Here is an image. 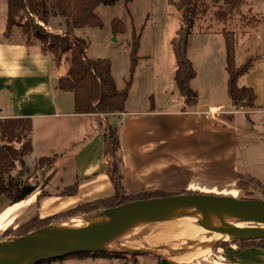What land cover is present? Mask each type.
Instances as JSON below:
<instances>
[{"label":"crops","instance_id":"1","mask_svg":"<svg viewBox=\"0 0 264 264\" xmlns=\"http://www.w3.org/2000/svg\"><path fill=\"white\" fill-rule=\"evenodd\" d=\"M0 1V120H30L32 151L29 155L36 156L37 162L42 158L53 159L50 166L37 169L43 180L38 191L25 201L5 204L0 209V231L11 228L16 221L15 214L33 202L41 201V209H45L55 204L63 206L64 202L83 204L107 199L116 190L128 194L168 191L166 188L179 179L184 180L186 189L205 192L199 184L213 185L206 183L212 176H218L217 181L223 185H234L239 176L254 177L252 167L238 161V130L234 122L238 116L245 115L253 126H264V24L249 26L244 34L236 37V66L254 60L250 71L238 79L239 87L254 91L253 108L236 109L229 100L222 31L218 39L207 37L198 48L188 46L187 56L196 71L191 82V89L198 94L195 105L185 104L175 82L172 87L174 74L169 71L173 60L177 67L174 51H167L157 64L154 49L142 52L140 44L139 62L125 112L112 116L85 115L75 113L71 93L57 89L58 80L68 72L61 70L63 63L58 64L38 43L25 39L19 28L14 27L7 33V1ZM165 60L166 66L170 65L168 70H165ZM159 78L162 82L157 88ZM171 90L176 107L164 109L162 106L172 101L162 96ZM133 91L139 96L133 98ZM158 91H161L159 98ZM154 102L157 105H152ZM111 119L116 121L112 124L117 125L120 138L116 156L119 178L109 171L112 159L104 152L103 137L106 123H111ZM180 174L197 176L195 180L199 183ZM75 186L74 195L63 194ZM39 216L42 218L43 213ZM47 216L50 215L45 213L44 217ZM231 253L234 256L227 264H264V250L260 248H233ZM103 263L109 264L103 258L68 257L50 264ZM147 264L178 263L156 259Z\"/></svg>","mask_w":264,"mask_h":264},{"label":"rangeland","instance_id":"2","mask_svg":"<svg viewBox=\"0 0 264 264\" xmlns=\"http://www.w3.org/2000/svg\"><path fill=\"white\" fill-rule=\"evenodd\" d=\"M49 1L52 2L55 0ZM187 1H189V4H186ZM49 4L51 5V3ZM190 10L192 11V17L194 20V24L190 29L189 34V45H191L192 48H198L201 41L207 37L215 40L216 38L218 39L219 36L222 35V31L231 33L236 40V37L244 34L249 26H253L258 23H260V25L264 24V18L260 17L264 15V0H185V2L183 0H120L114 6H97L95 9V15L102 23L101 28L85 27L75 29L71 34V39L76 37L86 41V56L88 59H106L110 61L113 74L116 79L117 88L119 90H123L129 77L130 52L133 33L135 37L137 35L140 37V44L143 47L142 52L144 50V52L147 53V50L154 49L156 56L155 62L158 64L159 59L165 57L167 51L171 53L173 52L172 41L182 27H184L183 16L190 12ZM22 16L23 17L21 19H17V26L15 27L22 31L25 39L38 43L42 46V48H45L44 45L34 36V33H23V28L27 27V23H32L33 26L38 25L41 28L43 27L42 29L46 34L51 33L55 35H64L67 33L65 18L61 14H57V11L52 12L47 26L36 21L37 19L33 22V20L25 14ZM114 20H118L124 25L123 32L117 35H114L112 32V22ZM223 37L221 36V38ZM142 52L141 56L143 55ZM138 56L140 57L139 52ZM69 58L70 53L59 56L58 62L63 63L60 66L62 71L69 70ZM55 61L57 62V59H55ZM164 64L166 66V60ZM172 64L173 65L171 66V70L169 72L170 74L175 75V60H173ZM169 66H166L165 70H168ZM66 75L67 72L65 76ZM160 82H162L161 78L156 80V83L158 84L157 88L160 87ZM171 83L172 87L175 86L174 81L171 80ZM163 89H165V86H163ZM159 92L161 91L157 92L158 98L160 97ZM172 93L173 90L169 91L168 95L162 96L164 100L172 101V103L164 104L162 108L166 109L169 107L170 109H173L176 107L174 98L172 99L171 97ZM136 95L138 94L133 91V98L136 97ZM204 98L205 96L202 94V101ZM157 103L158 102H154L152 105H157ZM132 108L133 107H130V109ZM97 120L100 119L97 118ZM109 122L116 124V121L112 119ZM229 123L232 124L233 122ZM234 124L238 130V161L240 164H247L252 167L254 177L250 175L239 176L234 185H223L219 183L220 181H217L218 176H212L206 183H212L213 185L199 184L200 187L207 190L205 192L196 189L188 190L186 189L187 186L184 183V180L179 179L177 182H173L172 185H169L166 188L168 191L152 190L151 192L160 191L167 194H180L188 192L214 194L222 193L223 195L234 196L237 198L240 197L243 199L247 198L264 201V126H253L249 117L245 115L238 116ZM25 145L26 141H23L22 143L15 144L14 147L18 151L24 152L25 154ZM37 160L38 159L36 156H33V154L27 156L25 155L20 161L16 162L15 168L11 172L12 178L20 181L29 189H32V194L27 196L23 201L28 199L42 187L43 180L41 179L40 174H37V169H40L41 166L37 165ZM115 161L116 163L118 162L117 158ZM180 175V177L186 176L188 180L191 179L194 180L195 183H199L195 180L197 176ZM115 177L119 178L118 175ZM231 190L237 191L231 192ZM118 192L120 200H123L129 195L128 193L121 192L120 190H118ZM13 203H15V201L5 197L0 200V209L4 207L5 204L12 205ZM120 203L122 202L117 201V206H120ZM41 205V201L33 202L30 206L19 210L15 214L16 221L11 228L6 231H0V239L3 238L8 241L17 239L18 237H16V235L21 233L20 228L32 220L40 221L46 218H52L82 204L79 202H64L63 206L55 204L50 205L45 209H41ZM55 211L59 212L54 213ZM101 212L102 211L82 216L89 217ZM42 213L43 217L40 218L39 214ZM45 213L50 216L44 217ZM62 221L65 220H53L47 227L53 228L55 224ZM234 242L235 240L231 242H217L208 250V253L202 255L204 257L195 258L191 261H188L189 259L185 258V262L183 263L216 264V262H219L227 264L229 259L234 256L231 253L233 248H239L234 245ZM121 244L124 247V244ZM159 246L165 251V253H167L166 255H157L150 252L132 253L129 251H109L110 253L115 254V259L103 258V262H108L109 264H111L110 262H113L112 264H147L150 260L163 259L179 264L182 262H177L173 258L177 256H184L190 252L186 249L179 251L175 247H164L165 245L163 244ZM167 256H169V258Z\"/></svg>","mask_w":264,"mask_h":264},{"label":"trees","instance_id":"3","mask_svg":"<svg viewBox=\"0 0 264 264\" xmlns=\"http://www.w3.org/2000/svg\"><path fill=\"white\" fill-rule=\"evenodd\" d=\"M6 1L8 7L7 33L17 26L16 21L17 19H21L23 14L30 17L33 22L37 19L36 21L46 26L49 23L53 11H57V14L59 13L65 18L67 33L64 35L46 34L42 29L43 27L41 28L38 25L33 26L32 23H27V27L23 28V33H34V36L44 45V51L50 53L57 59L58 64L60 63L58 62L60 55L70 53L69 70L66 76L58 80L57 89L73 95L74 111L76 114L112 116L120 115L125 112L129 89L139 62L138 51L140 48V37L138 35L135 37L133 33L129 77L123 90H119L116 86L110 61L106 59H88L86 56V41L76 37L71 39V34L75 29L85 27L101 28L102 23L95 15L97 6H114L120 0H55L52 2L49 0ZM183 1L185 2V0ZM49 3H51V5ZM186 4H189V1H187ZM192 16L191 10L183 16L184 27H182L172 41L177 64L174 82L185 104L189 106L195 105L198 100V94L191 89V82L196 77V71L187 56L190 29L194 24ZM123 30L124 25L122 22L118 20L112 22V32L114 35L122 33ZM222 33L226 44V69L229 76L227 93L229 100L236 109L241 107L253 108L256 101L254 91L248 87H239L238 79L250 71L253 67L254 60L249 59L243 65L237 67L235 61L236 40L231 33L224 31ZM31 131L32 124L28 119L0 120V198L6 197L17 202L22 199L25 194H32V189L24 186L20 181L11 176L16 162L20 161L25 155H29L32 151L30 143ZM103 138L104 152L106 156L112 159L108 164L109 171L112 176H116L118 175V169L115 159L120 149V138L117 125L107 122ZM23 141H26L25 154L14 147L15 144L22 143ZM37 163L38 166L44 168L50 166L53 163V159L42 158ZM76 191L77 187L75 186L67 189L63 194L74 195ZM118 193V190H116V194L113 197L84 203L52 218H46L40 221L32 220L20 228L21 233L16 235V237H23L32 232L44 229L50 225L53 220H67L76 216L89 215L112 209L118 205L116 204L117 201H121L122 203L119 205H123L135 201L164 198L174 195H186L197 192L167 194L160 191H149L129 194L123 200H120ZM238 198L241 200H253ZM234 245L241 249L254 247L264 250V240L235 241ZM68 257L115 259V254L110 252L78 253ZM54 261L56 260L46 261L41 264H50Z\"/></svg>","mask_w":264,"mask_h":264},{"label":"water","instance_id":"4","mask_svg":"<svg viewBox=\"0 0 264 264\" xmlns=\"http://www.w3.org/2000/svg\"><path fill=\"white\" fill-rule=\"evenodd\" d=\"M27 196L29 194L12 205ZM186 210L207 212L228 229L219 232L232 235L235 241L264 240L263 200H241L222 193L197 192L126 203L102 211L126 212V215L93 220L77 228L54 230L46 227L22 238L0 239V264H41L78 253L108 252L106 246L132 228L145 223L170 222ZM234 217L257 224L260 232L251 234L242 230L233 223Z\"/></svg>","mask_w":264,"mask_h":264},{"label":"bare ground","instance_id":"5","mask_svg":"<svg viewBox=\"0 0 264 264\" xmlns=\"http://www.w3.org/2000/svg\"><path fill=\"white\" fill-rule=\"evenodd\" d=\"M126 214V212L105 211L89 217L79 216L57 223L53 226V229L77 228L93 220ZM232 221L248 233L258 234L260 232V227L253 222H246L239 217L232 218ZM209 226L214 228V230L212 231ZM219 230L225 231L228 229L207 212L203 210H186L180 213L178 218L170 222L140 224L114 239L106 246V250L108 252H150L157 255H166L167 253L159 246L163 244L165 245L164 247H175L179 251L182 249L190 251L184 256L173 258L177 262H184L185 258L194 259L205 255L217 242L233 241L232 235H223ZM121 243L124 244V247ZM167 257L169 258V256Z\"/></svg>","mask_w":264,"mask_h":264},{"label":"built area","instance_id":"6","mask_svg":"<svg viewBox=\"0 0 264 264\" xmlns=\"http://www.w3.org/2000/svg\"><path fill=\"white\" fill-rule=\"evenodd\" d=\"M95 125L97 124V122L94 123Z\"/></svg>","mask_w":264,"mask_h":264}]
</instances>
